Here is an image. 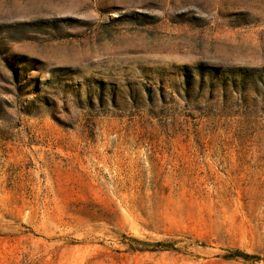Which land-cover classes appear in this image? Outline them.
I'll list each match as a JSON object with an SVG mask.
<instances>
[{
	"label": "rangeland",
	"instance_id": "rangeland-1",
	"mask_svg": "<svg viewBox=\"0 0 264 264\" xmlns=\"http://www.w3.org/2000/svg\"><path fill=\"white\" fill-rule=\"evenodd\" d=\"M0 264H264V0H0Z\"/></svg>",
	"mask_w": 264,
	"mask_h": 264
}]
</instances>
